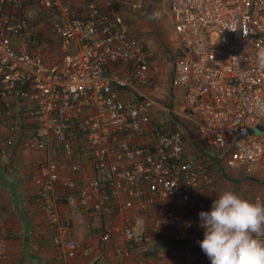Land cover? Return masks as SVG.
I'll list each match as a JSON object with an SVG mask.
<instances>
[{
    "label": "built area",
    "instance_id": "2783aa9c",
    "mask_svg": "<svg viewBox=\"0 0 264 264\" xmlns=\"http://www.w3.org/2000/svg\"><path fill=\"white\" fill-rule=\"evenodd\" d=\"M31 2L46 13L40 18L58 42L60 56L51 59L42 53L26 0H0V128L6 135L0 161L7 164L11 153L47 152L33 163L32 174L36 208L47 219L55 221L57 215L55 187L61 172L70 184L84 167L105 171L78 185L83 211H102L121 195L178 199L203 211L218 196H192L210 182L211 170L219 165L264 166V69L256 62L264 48V0H169L170 21L182 46L172 81L182 90L184 119L195 127L204 154L188 151L180 130L151 122L154 102L144 87L150 67L157 69L161 62L150 58L127 19L146 0ZM13 39L21 42L20 50ZM122 66L124 74L118 72ZM126 88L133 98L123 97ZM22 114L26 117L20 121ZM147 127L150 147L134 142ZM53 142L56 153L50 152ZM213 157L219 159L217 166ZM164 220L178 228L173 236L177 248L193 245L188 240L192 221L173 209L165 211ZM57 224L60 232L51 238L57 258L91 250ZM157 225L153 223V231ZM123 233L128 241L136 236L131 227ZM110 234L103 232L99 243L107 244ZM7 235L6 230L0 233V262ZM141 240L152 243L149 234ZM185 262L211 264L201 249L186 250Z\"/></svg>",
    "mask_w": 264,
    "mask_h": 264
},
{
    "label": "crops",
    "instance_id": "0c3cea01",
    "mask_svg": "<svg viewBox=\"0 0 264 264\" xmlns=\"http://www.w3.org/2000/svg\"><path fill=\"white\" fill-rule=\"evenodd\" d=\"M27 15L34 26L42 53L54 59L51 46H58V42L49 37L47 25L44 19L40 18L46 16V13L34 18L27 10ZM133 21L131 29L135 36L140 29L136 28L135 22L138 20L134 18ZM12 43L17 50L21 49L20 41L13 39ZM118 72L124 74L126 69L123 66L119 67ZM133 93L128 88L122 91L123 97L127 99L133 98ZM19 107L21 111L24 109L22 105ZM153 112L152 109L151 114ZM168 120L165 117L161 124L169 126ZM5 140V131L0 128V145ZM134 142L150 147L149 127L138 134ZM50 152H57L55 142ZM11 154L13 156L7 164L0 161V233L6 230L8 234L4 241V256L0 264H188L185 262L186 250L201 249L197 243L204 238V229L200 227L199 219L201 211L193 203L190 207H186L178 199H160L149 195L128 198L121 195L113 199L102 211L81 210L77 194L78 185H83L90 177L105 174V171L95 173L88 167L75 174L74 182L70 184L64 183L65 173H60V180L55 187V191L60 196L57 215L55 221L47 219L36 208V186L32 182V174L35 170L33 163L47 152L45 154L38 151H23ZM251 166L252 173L239 172L237 168H229L228 171L224 168L211 170L210 182L194 190L192 200L218 196L225 190L233 191L241 198L250 201L257 197L264 199V166L259 164ZM168 209L181 213L185 221L195 222L188 238L193 245L186 243L187 246L177 248L173 236L178 228L164 220L165 211ZM210 210L211 207L203 211ZM57 222L65 225L68 235L90 246L91 250L80 252L70 259L57 258L51 243L52 236L60 232ZM155 222L158 225L153 231L152 226ZM127 227L136 231V236L131 241H128L123 233ZM105 231H110L111 234L109 242L103 245L99 243V237ZM146 234L152 238L150 245H146L141 240ZM155 242L159 244L158 257L144 256L146 249Z\"/></svg>",
    "mask_w": 264,
    "mask_h": 264
},
{
    "label": "clouds",
    "instance_id": "9594fccd",
    "mask_svg": "<svg viewBox=\"0 0 264 264\" xmlns=\"http://www.w3.org/2000/svg\"><path fill=\"white\" fill-rule=\"evenodd\" d=\"M160 18L159 11L149 16L153 21ZM256 62L264 69V48L258 50ZM199 219L204 238L197 243L211 264H264V201L225 190L212 201L210 211L199 213Z\"/></svg>",
    "mask_w": 264,
    "mask_h": 264
},
{
    "label": "rangeland",
    "instance_id": "374dc122",
    "mask_svg": "<svg viewBox=\"0 0 264 264\" xmlns=\"http://www.w3.org/2000/svg\"><path fill=\"white\" fill-rule=\"evenodd\" d=\"M126 2H131L133 0H125ZM28 4L29 1H26ZM125 2V7L123 10L126 12L127 4ZM168 0H156L155 2H150L147 0L145 7L138 11H130L127 14V18L130 20L131 24L133 19H137L135 22L137 25L138 34L135 35V39L138 41H143L148 48L149 55L151 59H159L161 64L156 69L153 66L151 69V78L146 87H144L145 92L154 102L152 109L154 112L151 114V120L153 123L164 127L165 129H172L171 124L168 126L162 125V119H169L170 122L173 120V115H176L178 119L184 120L186 115V108L183 101V96L180 88L176 86L172 81V69L173 62L177 56L180 55L182 46L180 45L176 32L170 21V16L168 12ZM29 13L36 18L38 16V10L34 7L28 9ZM159 11L161 13V18L157 21L149 19L152 12ZM134 15V17H133ZM136 15V16H135ZM130 17H133L130 19ZM54 52L53 58L60 56L58 46H51ZM172 100V101H171ZM170 105H167V104ZM170 107V108H169ZM171 109V110H170ZM163 111V113H161ZM182 132L184 129L178 128ZM184 133V132H183ZM252 166H238L236 167L239 172L252 173ZM226 171L229 168H224Z\"/></svg>",
    "mask_w": 264,
    "mask_h": 264
},
{
    "label": "trees",
    "instance_id": "16d2710c",
    "mask_svg": "<svg viewBox=\"0 0 264 264\" xmlns=\"http://www.w3.org/2000/svg\"><path fill=\"white\" fill-rule=\"evenodd\" d=\"M26 1H29V3L30 4H28L27 2H26V9L28 10L30 7H34L35 8V6L33 5V3L31 2V0H26ZM152 2H154L155 0H151ZM36 9V8H35ZM36 10H38V9H36ZM42 12L41 11H39L38 10V16H40V14H41ZM128 19V18H127ZM130 19H132V17H130ZM128 21H129V23L131 24V22H130V20L128 19ZM45 24H46V22H45ZM20 100V99H19ZM172 101V100H171ZM167 105H170L169 103L167 104ZM2 107V105H1V101H0V108ZM19 108V111L20 112H22L21 110H20V107H18ZM170 108V107H169ZM171 110V109H170ZM173 115V120H171L169 123L171 124V128L172 129H170V130H180V129H178V128H182V129H184L183 130V132H182V135H183V139H184V144H185V148L189 151V150H193V149H196V150H198V151H200L201 153H205V152H207L206 150H204V149H202V148H200L199 147V145H198V141L196 140V134H195V132H196V129H195V127L187 120V119H184V120H180V119H178L177 118V116L176 115H174V114H172ZM26 116L25 115H19V119H20V121L22 120H24V118H25ZM169 124V125H170ZM212 161H213V164L215 165V166H217L218 165V162H219V159H216L215 157H213L212 158ZM218 169L219 170H222L223 168L222 167H220V165H219V167H218Z\"/></svg>",
    "mask_w": 264,
    "mask_h": 264
},
{
    "label": "water",
    "instance_id": "95a60500",
    "mask_svg": "<svg viewBox=\"0 0 264 264\" xmlns=\"http://www.w3.org/2000/svg\"><path fill=\"white\" fill-rule=\"evenodd\" d=\"M159 244L157 242L153 243L146 251L143 253L144 256H149L153 258L158 257Z\"/></svg>",
    "mask_w": 264,
    "mask_h": 264
}]
</instances>
